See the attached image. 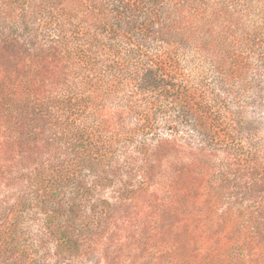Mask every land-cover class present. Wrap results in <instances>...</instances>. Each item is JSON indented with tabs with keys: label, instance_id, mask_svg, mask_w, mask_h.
Returning a JSON list of instances; mask_svg holds the SVG:
<instances>
[{
	"label": "trees",
	"instance_id": "trees-1",
	"mask_svg": "<svg viewBox=\"0 0 264 264\" xmlns=\"http://www.w3.org/2000/svg\"><path fill=\"white\" fill-rule=\"evenodd\" d=\"M241 1L249 12L252 0ZM190 2L0 0V176L18 181L24 175L27 182L18 207L0 209V264H46L42 234L18 236L26 234L24 209L41 215L42 228L56 241L52 264H64L65 254L79 247L84 226L76 220L92 187L137 174L138 189L154 188V157L203 153L180 143L178 132L205 131L201 141L214 146L213 131L235 128L253 104L255 87L236 80L244 71L255 72L240 67L236 56L226 69L218 45L208 48L203 37L197 40L201 29L193 25ZM262 24L255 35V27L246 32L239 23L246 52L255 55L256 39L264 43ZM185 52L207 65L198 83L208 89L210 109L204 98L186 95L176 79ZM32 143L28 149L40 153L37 143L46 149L39 163L11 156L15 149L29 152L25 147ZM243 157L239 162L258 166L252 155ZM196 164L191 160L185 167L194 170ZM87 176H94L91 185Z\"/></svg>",
	"mask_w": 264,
	"mask_h": 264
},
{
	"label": "rangeland",
	"instance_id": "rangeland-1",
	"mask_svg": "<svg viewBox=\"0 0 264 264\" xmlns=\"http://www.w3.org/2000/svg\"><path fill=\"white\" fill-rule=\"evenodd\" d=\"M190 1L194 7L191 20L201 29L197 40L203 37L208 48L218 45L226 54V69H232L231 60L236 56L240 67L245 64L246 69L255 72L254 77V73L244 71L236 80L255 87L253 104L235 128L213 131L218 140L214 146L206 147L201 141L205 131L185 128L178 132L180 143L194 152L202 149L203 153L154 157L150 162L155 166L154 174H158L152 178L154 188L138 189L137 174L132 178L119 174L110 185L92 187L95 190L86 196L85 208L76 220L84 226L79 247L75 253L65 254L64 264H264V43L256 39L255 55L246 52L238 38L242 29H237L242 22L244 31L255 27L257 34L264 18V0H252L249 12L241 0ZM262 25L264 32V22ZM185 53L180 57L176 79L186 86V95L197 101L204 98L206 105H202L210 109L208 89L198 83L207 76V65L193 53ZM191 102L187 101V107ZM163 133L169 135V131ZM223 143L231 149L223 150ZM37 144L40 153L36 148L28 149L32 143L25 147L29 152L19 154L20 149H15L11 156L39 163L46 149L42 143ZM238 153H243L242 158ZM244 154L252 155L258 166L255 161L239 162ZM191 160L198 164L188 171L185 166ZM25 177L16 181L6 173L0 176V209L18 207V197L22 196L18 194L27 184ZM93 181L94 176H87V185ZM120 185L127 190L120 192ZM22 214V226L27 229L26 234L18 236L30 240L42 234L41 252H47L46 264H52L56 259L54 236L42 228V217L35 210L24 209Z\"/></svg>",
	"mask_w": 264,
	"mask_h": 264
}]
</instances>
